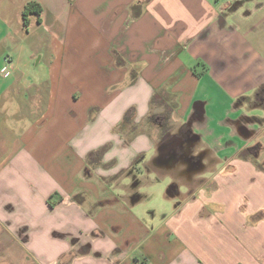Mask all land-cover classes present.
<instances>
[{
	"label": "crops",
	"instance_id": "1",
	"mask_svg": "<svg viewBox=\"0 0 264 264\" xmlns=\"http://www.w3.org/2000/svg\"><path fill=\"white\" fill-rule=\"evenodd\" d=\"M247 105L264 0H0V264H264Z\"/></svg>",
	"mask_w": 264,
	"mask_h": 264
},
{
	"label": "rangeland",
	"instance_id": "2",
	"mask_svg": "<svg viewBox=\"0 0 264 264\" xmlns=\"http://www.w3.org/2000/svg\"><path fill=\"white\" fill-rule=\"evenodd\" d=\"M257 104V103H255ZM248 108V110L246 109ZM245 108V111L247 114H254L256 116L259 117V121L256 124V127L260 130V132L258 133L256 139H254V141L251 143L252 148L254 147V156L253 159L255 162H258L259 164H261V168L264 170V110L263 109H257V107H251V105H247ZM163 181H165L164 183L167 182V184L170 182V177L169 176H164L162 177ZM161 180V179H160ZM159 179H155V181L152 183L151 181L148 182H144L141 179H137L135 181V185L134 187L138 189V195L140 198L139 201V205L141 206V204H144V202H146L145 206L147 208L150 207H154L156 205L160 204L158 202L160 197V194H162L161 192L165 191V188L160 192L157 191V187L158 185H163V183H161ZM145 190H150L153 192H151V194H153L152 198H149L145 200H142V197L145 196L144 195V191Z\"/></svg>",
	"mask_w": 264,
	"mask_h": 264
},
{
	"label": "trees",
	"instance_id": "3",
	"mask_svg": "<svg viewBox=\"0 0 264 264\" xmlns=\"http://www.w3.org/2000/svg\"><path fill=\"white\" fill-rule=\"evenodd\" d=\"M34 3L30 2L28 4L25 5L23 12H22V16H23V20L26 22V18L28 15L32 14V13H36L39 14L41 11V8L39 7V5H36L37 8H34ZM149 123H154V124H162L163 123V119L161 117H156L155 115H150L149 116ZM127 118L126 116L123 118L122 123L120 124V126H123L124 123H127Z\"/></svg>",
	"mask_w": 264,
	"mask_h": 264
},
{
	"label": "built area",
	"instance_id": "4",
	"mask_svg": "<svg viewBox=\"0 0 264 264\" xmlns=\"http://www.w3.org/2000/svg\"><path fill=\"white\" fill-rule=\"evenodd\" d=\"M5 61H6V62H9V61H10V59H9L8 57H6V58H5Z\"/></svg>",
	"mask_w": 264,
	"mask_h": 264
},
{
	"label": "flooded vegetation",
	"instance_id": "5",
	"mask_svg": "<svg viewBox=\"0 0 264 264\" xmlns=\"http://www.w3.org/2000/svg\"><path fill=\"white\" fill-rule=\"evenodd\" d=\"M172 144H174V143H172ZM172 144H171V145H172ZM178 150H179V149H178ZM180 150H181V147H180ZM178 153H179V151H177V154H178Z\"/></svg>",
	"mask_w": 264,
	"mask_h": 264
}]
</instances>
